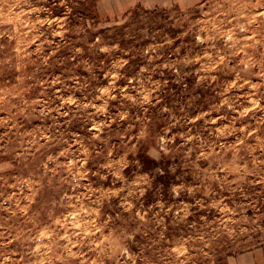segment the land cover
I'll return each instance as SVG.
<instances>
[{
  "label": "rangeland",
  "instance_id": "374dc122",
  "mask_svg": "<svg viewBox=\"0 0 264 264\" xmlns=\"http://www.w3.org/2000/svg\"><path fill=\"white\" fill-rule=\"evenodd\" d=\"M259 249L264 0H0V264Z\"/></svg>",
  "mask_w": 264,
  "mask_h": 264
},
{
  "label": "trees",
  "instance_id": "16d2710c",
  "mask_svg": "<svg viewBox=\"0 0 264 264\" xmlns=\"http://www.w3.org/2000/svg\"><path fill=\"white\" fill-rule=\"evenodd\" d=\"M76 15L77 17H82V18H86L85 17V13L83 11L77 10L76 12H72V16ZM105 30H102V33H105ZM101 42H104V40H100ZM112 41V40H111ZM141 169L142 172H151L152 169H154L155 167H158V164L155 160L148 158L147 156L144 157L143 159H141Z\"/></svg>",
  "mask_w": 264,
  "mask_h": 264
},
{
  "label": "crops",
  "instance_id": "0c3cea01",
  "mask_svg": "<svg viewBox=\"0 0 264 264\" xmlns=\"http://www.w3.org/2000/svg\"><path fill=\"white\" fill-rule=\"evenodd\" d=\"M262 250V252H264V249H259V250H255V254H251L252 257L254 258V262H252V264H264V258L262 261L258 260V252ZM261 252V251H260Z\"/></svg>",
  "mask_w": 264,
  "mask_h": 264
}]
</instances>
